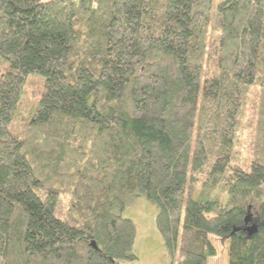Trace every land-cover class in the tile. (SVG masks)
<instances>
[{
	"label": "trees",
	"instance_id": "obj_1",
	"mask_svg": "<svg viewBox=\"0 0 264 264\" xmlns=\"http://www.w3.org/2000/svg\"><path fill=\"white\" fill-rule=\"evenodd\" d=\"M132 196L264 264V0H0V264L136 260Z\"/></svg>",
	"mask_w": 264,
	"mask_h": 264
},
{
	"label": "rangeland",
	"instance_id": "obj_2",
	"mask_svg": "<svg viewBox=\"0 0 264 264\" xmlns=\"http://www.w3.org/2000/svg\"><path fill=\"white\" fill-rule=\"evenodd\" d=\"M151 134L161 142L166 141L159 123L152 126ZM118 213L131 219L135 224V238L130 252L137 259L134 261L117 260L115 264L170 263V256L155 226L156 209L153 204L139 196L127 197ZM211 242L215 249V255L208 259V264H227L225 245L215 237H211Z\"/></svg>",
	"mask_w": 264,
	"mask_h": 264
},
{
	"label": "water",
	"instance_id": "obj_3",
	"mask_svg": "<svg viewBox=\"0 0 264 264\" xmlns=\"http://www.w3.org/2000/svg\"><path fill=\"white\" fill-rule=\"evenodd\" d=\"M91 247L93 248V249H96V245H95V243L94 242H91Z\"/></svg>",
	"mask_w": 264,
	"mask_h": 264
}]
</instances>
